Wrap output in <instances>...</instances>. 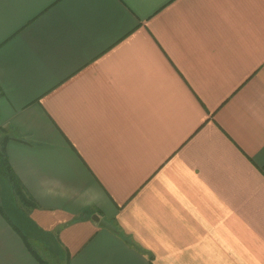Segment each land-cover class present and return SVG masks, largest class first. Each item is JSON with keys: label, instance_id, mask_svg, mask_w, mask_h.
Wrapping results in <instances>:
<instances>
[{"label": "crops", "instance_id": "1", "mask_svg": "<svg viewBox=\"0 0 264 264\" xmlns=\"http://www.w3.org/2000/svg\"><path fill=\"white\" fill-rule=\"evenodd\" d=\"M0 132V264H264V0H0Z\"/></svg>", "mask_w": 264, "mask_h": 264}, {"label": "trees", "instance_id": "2", "mask_svg": "<svg viewBox=\"0 0 264 264\" xmlns=\"http://www.w3.org/2000/svg\"><path fill=\"white\" fill-rule=\"evenodd\" d=\"M0 167H1V172L3 175L6 177V179L9 181V184L15 191H19V186L17 183V180L15 178L14 173L12 172L9 164L7 163L4 154L1 152L0 153ZM0 211L3 212L2 206L0 204Z\"/></svg>", "mask_w": 264, "mask_h": 264}, {"label": "rangeland", "instance_id": "3", "mask_svg": "<svg viewBox=\"0 0 264 264\" xmlns=\"http://www.w3.org/2000/svg\"><path fill=\"white\" fill-rule=\"evenodd\" d=\"M0 135H1V132H0ZM7 181L4 177H2L0 175V187H1L0 192L2 193V198L5 200V204L8 205V201H9L8 196H9L10 192H13V194H15V192L13 190L11 191V189L8 185L9 181H8V183H7Z\"/></svg>", "mask_w": 264, "mask_h": 264}, {"label": "water", "instance_id": "4", "mask_svg": "<svg viewBox=\"0 0 264 264\" xmlns=\"http://www.w3.org/2000/svg\"><path fill=\"white\" fill-rule=\"evenodd\" d=\"M93 220L97 221L100 225L107 227L112 231H116L115 226L106 218L99 217L98 215L94 214L91 216Z\"/></svg>", "mask_w": 264, "mask_h": 264}]
</instances>
